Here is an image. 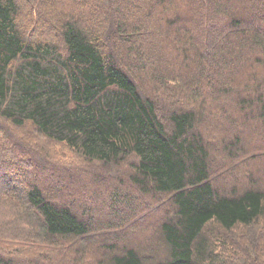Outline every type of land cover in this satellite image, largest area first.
<instances>
[{
  "label": "trees",
  "instance_id": "obj_1",
  "mask_svg": "<svg viewBox=\"0 0 264 264\" xmlns=\"http://www.w3.org/2000/svg\"><path fill=\"white\" fill-rule=\"evenodd\" d=\"M262 25L264 0H0V264H264ZM3 144L110 186L104 214Z\"/></svg>",
  "mask_w": 264,
  "mask_h": 264
},
{
  "label": "rangeland",
  "instance_id": "obj_2",
  "mask_svg": "<svg viewBox=\"0 0 264 264\" xmlns=\"http://www.w3.org/2000/svg\"><path fill=\"white\" fill-rule=\"evenodd\" d=\"M262 30H264V25H262L260 27ZM45 143V142H43ZM2 146H4V148L6 149L5 150H1L3 151L5 154V157H10L13 161H15L17 163V160L20 161L19 166H17L19 168V171L22 172H25L27 173L30 177V179L32 181H35L37 178L40 179V181H42L45 185L46 188H49V189H54L55 188H62V192L65 193L68 191V189H72L73 191H77V192H82V193H86L88 194V196L90 197V199L88 198H85L83 196L82 198V202L85 203L86 202V205L88 204V206H90L93 210L95 209V211H97V213L99 214H104L102 211H103V207L101 204H99V198L101 197V195L107 191H110V186H103V185H99L97 184V180L95 179V176H91L90 179L91 181L87 180V179H81V183L79 184H71V180H63L61 179V175L59 174H56L55 172H51V170L49 171H46V170H43L41 168H38L37 170V173L38 174H34L35 173V169L33 170V159L31 157H28L26 156L24 153L21 154V151H18V149H16V147L13 145V144H3ZM56 149H53L52 147H50L51 149V152L53 151V160H54V163L55 164H59V163H62V160L64 159L65 161L67 162H71V163H75V162H78L79 163V160L77 159V157L75 156V154H73L72 152L66 150V148H64L61 144H56ZM0 157H3L1 155V152H0ZM21 157V158H20ZM31 158V159H30ZM77 163V164H78ZM21 166V167H20ZM80 176V175H79ZM0 179H1V182H0V188H4L6 189V187H4L2 184V177L0 176ZM114 186H117V184H113ZM79 186V189L77 190H74L73 188L75 187H78ZM54 187V188H52ZM76 189V188H75ZM3 189H0V191H2ZM5 191V190H4ZM99 192V193H98ZM84 193V194H85ZM98 193V194H97ZM102 198V197H101ZM108 202V201H107ZM146 204L145 207L147 206H151V208H154L155 206L157 208H161L164 204L162 202H155L153 204V201H150V200H146L145 201H142ZM154 205V207H153ZM111 204L110 202L106 204V208L110 207ZM157 208H155L154 210H157ZM150 210V208H149ZM152 210V209H151ZM149 215L148 213L144 212V213H140V215H136L135 217H131L132 216V212L130 211H127L125 213L124 216H126L128 219H129V223L126 224V227L128 226V228H135L137 230L134 229L135 232H137L136 234H139L141 235L142 233L146 232V230L148 231V229L151 230V228H153L152 226H155V222L156 220L158 219V217L160 216L157 215L156 217H151L149 216V220L147 219L146 220V216ZM142 216V217H141ZM97 217L99 218V215H97ZM131 217V218H130ZM116 219V218H115ZM145 219V220H143ZM152 231V230H151ZM141 238V237H140Z\"/></svg>",
  "mask_w": 264,
  "mask_h": 264
}]
</instances>
